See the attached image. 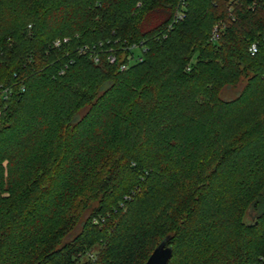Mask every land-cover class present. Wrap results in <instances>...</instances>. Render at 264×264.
Segmentation results:
<instances>
[{"label":"trees","instance_id":"trees-1","mask_svg":"<svg viewBox=\"0 0 264 264\" xmlns=\"http://www.w3.org/2000/svg\"><path fill=\"white\" fill-rule=\"evenodd\" d=\"M0 87V264H264V0H0Z\"/></svg>","mask_w":264,"mask_h":264},{"label":"built area","instance_id":"built-area-1","mask_svg":"<svg viewBox=\"0 0 264 264\" xmlns=\"http://www.w3.org/2000/svg\"><path fill=\"white\" fill-rule=\"evenodd\" d=\"M178 17H181L180 12H179ZM218 30H219V28H218L217 25H213L212 26V29H211L210 34H209V40H216V38L218 37ZM58 44H59L58 40H54L53 41V45L54 46H56ZM127 48L128 49H135V50H137L139 52L143 51V48H140V47H138L135 44H131ZM87 51L88 50H85L83 48H81L79 50V52L81 54H83L84 52H87ZM247 51H248L249 54H253L256 51V44L255 43L249 44ZM91 56H92L93 61L97 60V56L94 53L91 52ZM123 59L118 64V69L119 70L126 69L129 63H132V61H134V60H140V57L137 56V54H133V53L127 52V53L124 54ZM106 60L109 63H112L115 60V55L112 54V53H107L106 54ZM8 94H9V90L7 88L0 87V112H1L2 108L5 105V102H6V99L8 97Z\"/></svg>","mask_w":264,"mask_h":264},{"label":"water","instance_id":"water-1","mask_svg":"<svg viewBox=\"0 0 264 264\" xmlns=\"http://www.w3.org/2000/svg\"><path fill=\"white\" fill-rule=\"evenodd\" d=\"M168 239V235L161 238L148 254L143 264H166L171 255V247L166 244Z\"/></svg>","mask_w":264,"mask_h":264}]
</instances>
